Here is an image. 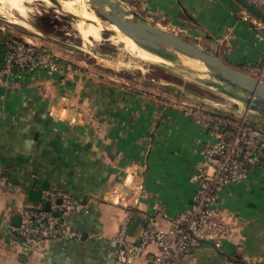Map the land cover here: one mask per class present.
<instances>
[{
  "label": "crops",
  "instance_id": "1",
  "mask_svg": "<svg viewBox=\"0 0 264 264\" xmlns=\"http://www.w3.org/2000/svg\"><path fill=\"white\" fill-rule=\"evenodd\" d=\"M117 1L150 23L211 44L233 67L264 69V32L243 17L237 0ZM1 35L0 264H118L116 236L126 211L140 222L138 241L141 212L169 227L189 208L198 187L190 177L209 133L186 113L191 101L171 88L160 94L168 84L158 79L118 85L89 71L74 78L8 73L9 37ZM50 190L83 203L65 219L84 239L52 241L39 251L15 235L14 217L22 208L44 209ZM216 208L220 217H238L235 233L222 245L191 249L179 264H247L245 257L264 264V169L223 189ZM155 251L150 245L130 260L151 264Z\"/></svg>",
  "mask_w": 264,
  "mask_h": 264
},
{
  "label": "built area",
  "instance_id": "2",
  "mask_svg": "<svg viewBox=\"0 0 264 264\" xmlns=\"http://www.w3.org/2000/svg\"><path fill=\"white\" fill-rule=\"evenodd\" d=\"M244 1L264 14V0ZM250 22L256 30L264 32L263 18L255 15ZM4 67L8 73H13V68L17 67L20 74L43 71L56 73L62 78H74L82 73L80 67L62 57L26 38L15 36L7 40ZM185 111L211 137L205 147L202 164L190 177V181L198 185L191 204L183 214L172 219L169 227L157 225L155 216L141 212L139 217L145 224L137 235L138 241L128 234L133 214L126 211L116 236L115 258L118 264H135L130 260L131 255L143 253L150 245L156 247L151 264H179L193 248L203 244L222 245L235 233L238 217L231 212L223 217L218 215L216 207L221 191L243 182L250 170L264 169L262 125L251 124L246 115L214 114L190 106H185ZM48 198L51 210L21 209V223L13 229L15 235L39 251H45L52 241L82 242L83 233L72 229L65 215L79 212L83 203L56 190H50ZM244 260L247 264H257L246 257Z\"/></svg>",
  "mask_w": 264,
  "mask_h": 264
},
{
  "label": "rangeland",
  "instance_id": "3",
  "mask_svg": "<svg viewBox=\"0 0 264 264\" xmlns=\"http://www.w3.org/2000/svg\"><path fill=\"white\" fill-rule=\"evenodd\" d=\"M5 1L25 12L28 17L24 18L11 10L0 14V28H3L0 31L4 39L10 36L26 38L72 65L80 67L82 72L89 71L100 79L118 85L158 79V83L168 84L162 87L163 92L160 94L165 92L169 94L166 90L170 91V89L165 88L174 89V92H177L174 96H178L180 100L191 101L186 106L202 108L210 113L240 116L238 111L245 109L243 105H240V108L234 107L236 100L177 69L142 59L109 21L104 20V23L95 14L93 6L86 0H74L73 4L68 0ZM0 8L4 9L1 3ZM244 10L243 16L248 17L247 21H250V18L254 19L253 13L245 7ZM13 17L17 18L19 23L11 21ZM197 44L212 52L217 51L211 44L203 42ZM221 56L225 58L224 55ZM240 68L236 69L264 80L262 67L256 73H252L248 68ZM198 71L201 73L200 70ZM248 120L251 124L262 125L264 128V120L259 119L255 114L251 113Z\"/></svg>",
  "mask_w": 264,
  "mask_h": 264
},
{
  "label": "water",
  "instance_id": "4",
  "mask_svg": "<svg viewBox=\"0 0 264 264\" xmlns=\"http://www.w3.org/2000/svg\"><path fill=\"white\" fill-rule=\"evenodd\" d=\"M237 1L251 13L264 19L263 13L244 0ZM89 3L103 21L117 25L124 35L132 38L140 47L176 64L178 70L189 77L196 74V71L182 64L180 54L202 63L207 68V77L193 75L191 78L236 100L234 107L240 108L243 105L245 109L238 111L241 116L249 118L253 113L264 120V80L232 67L218 51L202 48L181 34L140 18L136 13L126 10L117 0H89ZM13 71L17 72V67ZM44 209L51 210L49 202ZM14 220L16 226L20 225L19 215ZM139 223L136 217L130 223L128 234L131 237H135Z\"/></svg>",
  "mask_w": 264,
  "mask_h": 264
},
{
  "label": "bare ground",
  "instance_id": "5",
  "mask_svg": "<svg viewBox=\"0 0 264 264\" xmlns=\"http://www.w3.org/2000/svg\"><path fill=\"white\" fill-rule=\"evenodd\" d=\"M68 1H69L70 4H73L75 2L74 0H68ZM86 1L89 3V0H86ZM0 3L3 6V8L5 9L4 10V9L0 8V14H3V13L5 14L9 10H11V11H14V13L17 12L19 15H21L24 18L28 17V15L25 12H23L22 10H20L19 8L15 7V6H12L11 4L6 2L5 0H0ZM68 15H71V16H73L75 18H78L77 16H74L72 14H68ZM11 21L19 23L18 19L15 18V17H13V19ZM111 25H113V27L117 31L120 32L123 40L128 41L129 44L137 51L136 53L138 54V56H140L142 59L154 61V62H157V63H160V64H164L166 66H169L171 68H174V69L178 70V67L176 66V64H174L171 61H168V60H166L164 58H161L158 55H155V54H153V53H151V52H149L147 50H145L144 48L140 47L132 38L124 35L122 33V31L118 28L117 25L112 24V23H111ZM89 39H90V37H89ZM180 59H181V62H182L183 65H185L186 67L191 68V69L196 71V74H191V77H194L193 75H195V77H200V78H206L207 77L206 74H205L206 71H207V68L202 63H200L199 61L193 60V59H191V58H189V57H187L185 55H181V54H180ZM197 69L200 70L201 73Z\"/></svg>",
  "mask_w": 264,
  "mask_h": 264
}]
</instances>
